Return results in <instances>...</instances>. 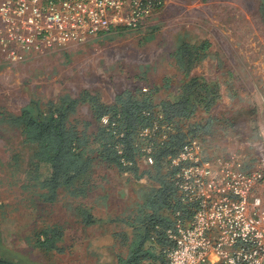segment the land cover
Listing matches in <instances>:
<instances>
[{"label":"rangeland","instance_id":"obj_1","mask_svg":"<svg viewBox=\"0 0 264 264\" xmlns=\"http://www.w3.org/2000/svg\"><path fill=\"white\" fill-rule=\"evenodd\" d=\"M184 41L211 43L186 72L173 56ZM195 79L197 112L182 125L194 129L212 121L195 138L202 155L235 154L244 169H264V23L259 0H168L138 30L51 48L20 63L8 62L0 53V255L17 264H118V256L127 255L135 239L136 231L126 221L159 186L147 175L139 178L131 170L97 161L86 177L75 180L80 195L64 187L55 202H46L44 191L26 178L34 147L4 118L18 115L31 101L46 108L65 93L82 98L88 92L112 103L128 89L150 94L155 103L174 101ZM215 88L218 99L210 106L209 91ZM72 121L81 129L90 122L91 133L98 128L87 100ZM164 129L157 124L152 133L164 138ZM151 164L148 156L139 159L142 172ZM261 195L264 210V187ZM81 208L93 213L95 224L82 222ZM53 226L64 231L63 252L37 249L39 232Z\"/></svg>","mask_w":264,"mask_h":264},{"label":"trees","instance_id":"obj_2","mask_svg":"<svg viewBox=\"0 0 264 264\" xmlns=\"http://www.w3.org/2000/svg\"><path fill=\"white\" fill-rule=\"evenodd\" d=\"M259 13L264 23V0H259ZM210 47L209 41L200 45L181 42L173 54L175 63L184 72L189 71ZM198 84L195 79L185 86V93L180 98L160 103H155L150 94L140 95L128 89L117 94L112 103H105L88 92L82 98L65 93L49 102L46 108L31 101L18 115L4 119L21 132L27 144L34 147L26 178L44 191L42 197L46 202H55L64 187L71 194L80 195L81 188L76 187L75 180L86 177L97 161L121 171L131 170L139 178L147 175L157 182L159 186L148 192L137 215L126 221L136 231L135 239L127 255L118 256V264H165L164 249L171 245L167 231L173 228L178 216L190 218L194 208L184 201L176 185L179 168L170 165L171 158L212 124L210 120L205 126L196 124L194 129L182 125L197 112L198 105L192 96ZM216 90L209 91L212 95L210 106L218 99ZM84 100L92 104L98 124L96 132H90V122L81 129L72 121ZM157 124L167 127L163 130L166 133L164 138H157V131L152 133ZM144 129L151 133L142 135ZM143 156L152 158L153 163L150 169L142 172L139 159ZM18 158L15 155L13 159L18 161ZM79 210L86 226L96 223L90 210ZM63 240L62 228L47 227L39 232L35 247L46 252H63L60 246ZM151 240L155 244L149 245ZM0 264L17 263L0 255Z\"/></svg>","mask_w":264,"mask_h":264},{"label":"built area","instance_id":"obj_3","mask_svg":"<svg viewBox=\"0 0 264 264\" xmlns=\"http://www.w3.org/2000/svg\"><path fill=\"white\" fill-rule=\"evenodd\" d=\"M167 1L0 0V53L20 63L51 48L138 30ZM202 152L192 140L171 158L179 168L176 185L194 208L167 231L165 264H264V169H244L235 154L206 158Z\"/></svg>","mask_w":264,"mask_h":264}]
</instances>
